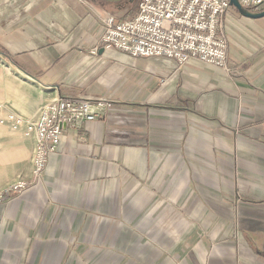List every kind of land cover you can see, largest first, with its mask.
<instances>
[{"label":"crops","instance_id":"obj_1","mask_svg":"<svg viewBox=\"0 0 264 264\" xmlns=\"http://www.w3.org/2000/svg\"><path fill=\"white\" fill-rule=\"evenodd\" d=\"M138 8L0 0V101L110 102L38 179L35 138L0 120V186L29 182L0 202V264H264V16L223 15L228 73L104 46L102 14Z\"/></svg>","mask_w":264,"mask_h":264},{"label":"built area","instance_id":"obj_2","mask_svg":"<svg viewBox=\"0 0 264 264\" xmlns=\"http://www.w3.org/2000/svg\"><path fill=\"white\" fill-rule=\"evenodd\" d=\"M245 7L264 9V0H239ZM231 0H140L134 14L118 19L113 12L102 14L105 29L101 43L132 55H162L187 63L192 57L232 72L229 42L223 15ZM110 102L107 99L57 97L41 104L32 115L24 114L7 102H0L5 116L0 120L36 140L33 178L42 176L50 155L69 126L100 117ZM29 182L17 180L0 186V202L8 200L12 190L26 188Z\"/></svg>","mask_w":264,"mask_h":264},{"label":"water","instance_id":"obj_3","mask_svg":"<svg viewBox=\"0 0 264 264\" xmlns=\"http://www.w3.org/2000/svg\"><path fill=\"white\" fill-rule=\"evenodd\" d=\"M231 3L235 7H237L244 15L252 16V17L264 16V9L258 10V11L251 10V9L245 7L244 5H242L239 0H231Z\"/></svg>","mask_w":264,"mask_h":264},{"label":"rangeland","instance_id":"obj_4","mask_svg":"<svg viewBox=\"0 0 264 264\" xmlns=\"http://www.w3.org/2000/svg\"><path fill=\"white\" fill-rule=\"evenodd\" d=\"M134 1V4L136 3V5L138 4V2H139V0H133ZM234 6V5H233ZM26 84V83H25ZM39 93H37V98L40 100V103L41 102H46L47 100H49V99H46V98H44L42 95H38ZM25 95H26V93H25ZM0 102H2V101H0ZM8 103V102H7ZM1 112V111H0ZM29 115V114H28ZM32 115V114H31ZM34 151H35V149H34ZM33 155H34V152H33ZM32 158H33V156H32ZM33 161V160H32ZM12 182H14V181H12Z\"/></svg>","mask_w":264,"mask_h":264}]
</instances>
